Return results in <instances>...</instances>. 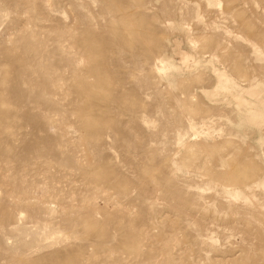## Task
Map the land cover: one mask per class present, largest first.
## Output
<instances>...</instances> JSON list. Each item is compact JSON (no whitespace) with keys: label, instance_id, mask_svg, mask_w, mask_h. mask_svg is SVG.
Listing matches in <instances>:
<instances>
[{"label":"rangeland","instance_id":"374dc122","mask_svg":"<svg viewBox=\"0 0 264 264\" xmlns=\"http://www.w3.org/2000/svg\"><path fill=\"white\" fill-rule=\"evenodd\" d=\"M223 261L264 264V0H0V264Z\"/></svg>","mask_w":264,"mask_h":264},{"label":"bare ground","instance_id":"6f19581e","mask_svg":"<svg viewBox=\"0 0 264 264\" xmlns=\"http://www.w3.org/2000/svg\"><path fill=\"white\" fill-rule=\"evenodd\" d=\"M177 46H178V45H177ZM174 49H175V48H174ZM179 49H180V48H179ZM177 51H178V50H177ZM182 51H183V50H182ZM173 52H174V51H173ZM180 52H181V50H180ZM176 53H177V52H176ZM178 53H179V52H178ZM184 53H185V52H184ZM184 53L182 52L181 54H184ZM173 55H175V53H174ZM175 56H176V55H175ZM181 58H182V57H181ZM179 59H180V58H179ZM183 60L185 61V59H183ZM181 62L183 63V61H181ZM186 62H187V61H186ZM182 63H180V64H182ZM180 64H179V65H180ZM183 64H184V63H183ZM185 68H186V67H185ZM224 257H225V256H224ZM225 259H226V257H225ZM226 261H228V260H226ZM226 261H225V262H226ZM223 262H224V261H223ZM225 262H224V263H225ZM232 262H233V261H232ZM257 262H258V261H257ZM257 262H256V263H257ZM224 263H223V264H224ZM260 263H261V262H260ZM225 264H226V263H225ZM228 264H229V263H228Z\"/></svg>","mask_w":264,"mask_h":264}]
</instances>
